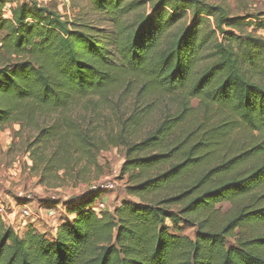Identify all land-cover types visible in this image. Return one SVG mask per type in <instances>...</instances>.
<instances>
[{
  "label": "trees",
  "instance_id": "obj_1",
  "mask_svg": "<svg viewBox=\"0 0 264 264\" xmlns=\"http://www.w3.org/2000/svg\"><path fill=\"white\" fill-rule=\"evenodd\" d=\"M89 2L113 26L112 50L101 31L36 0H0V131L34 130L33 171L55 182H82L77 166L85 175L98 153L123 148L120 175L137 201L98 210L88 191L63 205L51 235L0 218V264H264V236L243 234L264 225V16L248 23L261 35L233 22L235 35L228 9L201 0ZM136 90L105 136L72 113ZM162 98L173 104L155 119ZM180 224L195 227L192 239L170 232Z\"/></svg>",
  "mask_w": 264,
  "mask_h": 264
},
{
  "label": "rangeland",
  "instance_id": "obj_2",
  "mask_svg": "<svg viewBox=\"0 0 264 264\" xmlns=\"http://www.w3.org/2000/svg\"><path fill=\"white\" fill-rule=\"evenodd\" d=\"M43 6L50 7L56 10L65 20L78 21L102 32L104 42L113 49L114 29L109 19L102 14L95 13L89 0H36ZM210 5H221L228 9L229 22L225 24V30H231L235 35H241L239 30L231 27L233 22L242 26L244 33H254L261 35L262 32L255 33V27H248V23L257 22L258 16H264V0H201ZM150 14L151 10L147 8ZM251 16V17H250ZM250 17V19L248 18ZM247 18V19H246ZM260 18V17H259ZM191 15H188L183 23L191 25ZM264 21V19H263ZM207 28L213 27V18L206 19ZM221 35L216 39L220 42ZM138 89V88H137ZM136 91L131 93L117 92L109 95L106 100H101L99 97L91 96L83 99L72 108V113L75 117L82 116L85 122L95 127L98 135L105 136L106 134L116 131V126L120 119H125L129 116L134 106H136ZM154 98H152L153 100ZM158 103L159 108L153 115L157 118L162 110H166L173 102L170 99L162 98ZM140 103V99L138 101ZM146 104V102L144 103ZM192 105L196 107L197 102L193 101ZM150 123V122H149ZM147 123L141 130L142 135L150 128ZM36 136L34 130H21L17 125H10L0 131V205L7 209L8 218L5 223L8 226L15 228L16 232H20L29 224H36L41 232L54 233L53 228L66 219V212L63 207L65 203L71 200H76L86 196L89 192V185L97 181L114 180L115 186L110 191H105L101 195L104 209L112 211L113 208L119 206L122 201H137L134 198L128 197L125 193L127 187L126 176L120 175V168L124 162L123 148H110L107 151L98 153L96 158V167L90 168L87 174L77 173L80 169V164L73 172V180H88L85 183L72 182L70 179L62 181H52L42 178L39 171H33V160L30 158L28 145ZM140 137V138H141ZM240 143H246L250 139L248 132L239 130L235 137ZM38 163V161H37ZM81 177V178H80ZM41 179L45 183H42ZM22 197H19V194ZM29 196V198H28ZM24 207L29 209L30 217L23 218L22 212ZM220 211V215L226 214L230 206L227 203L216 207ZM15 214L11 215V212ZM53 211V216L49 217L48 212ZM39 212L42 216L39 215ZM32 215L36 219H32ZM15 219V220H14ZM14 220V222H12ZM52 230V231H51ZM51 231V232H49ZM177 232V235L193 238L195 227L190 224H180L178 229L170 232ZM243 234L249 237L254 236L253 233H260L264 236V225L248 226L243 229ZM237 234V231H235ZM51 235V234H50ZM237 236V235H236ZM229 244H233L231 240Z\"/></svg>",
  "mask_w": 264,
  "mask_h": 264
},
{
  "label": "built area",
  "instance_id": "obj_3",
  "mask_svg": "<svg viewBox=\"0 0 264 264\" xmlns=\"http://www.w3.org/2000/svg\"><path fill=\"white\" fill-rule=\"evenodd\" d=\"M115 186V182L114 180H104V181H97L95 183H91L89 185V191L92 193H100V196L102 194L105 193V191H110L114 188ZM19 197H22V194H19ZM29 198V196H28ZM97 208L98 210H103L104 209V204L102 202V197H100V199L96 202ZM15 214L14 211L11 212V215ZM30 211L29 209H26V207H24L23 212H22V217L26 218V217H30ZM53 211L52 212H48V216L52 217L53 216ZM39 215L42 216V214L39 212ZM35 216L38 215H32V219H36ZM0 218L5 221V219L8 218V214H7V209H5L2 205H0ZM15 220V219H14ZM14 220L12 222H14Z\"/></svg>",
  "mask_w": 264,
  "mask_h": 264
}]
</instances>
